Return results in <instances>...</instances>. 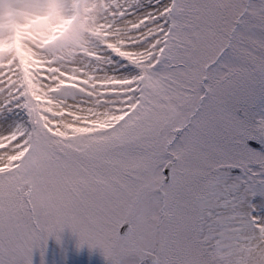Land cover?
<instances>
[{
	"label": "snow or ice",
	"instance_id": "6c2138e0",
	"mask_svg": "<svg viewBox=\"0 0 264 264\" xmlns=\"http://www.w3.org/2000/svg\"><path fill=\"white\" fill-rule=\"evenodd\" d=\"M65 228L264 264V0H0V264Z\"/></svg>",
	"mask_w": 264,
	"mask_h": 264
},
{
	"label": "rangeland",
	"instance_id": "374dc122",
	"mask_svg": "<svg viewBox=\"0 0 264 264\" xmlns=\"http://www.w3.org/2000/svg\"><path fill=\"white\" fill-rule=\"evenodd\" d=\"M59 235V243L51 237L47 241L45 264H107L99 249L89 248L87 244L77 247V237L68 228H65ZM35 259L39 264L38 252Z\"/></svg>",
	"mask_w": 264,
	"mask_h": 264
},
{
	"label": "clouds",
	"instance_id": "9594fccd",
	"mask_svg": "<svg viewBox=\"0 0 264 264\" xmlns=\"http://www.w3.org/2000/svg\"><path fill=\"white\" fill-rule=\"evenodd\" d=\"M19 5V0H15L14 6H18Z\"/></svg>",
	"mask_w": 264,
	"mask_h": 264
}]
</instances>
